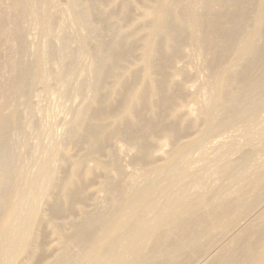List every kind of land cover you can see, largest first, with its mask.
I'll list each match as a JSON object with an SVG mask.
<instances>
[{"label": "bare ground", "instance_id": "bare-ground-1", "mask_svg": "<svg viewBox=\"0 0 264 264\" xmlns=\"http://www.w3.org/2000/svg\"><path fill=\"white\" fill-rule=\"evenodd\" d=\"M251 1L253 7L246 0H0V224L27 215L25 264H192L217 246L204 216L189 212L158 231L142 261L122 239L133 230L136 239L152 237L146 222L131 216L133 190L145 170L173 155L178 138L261 114L264 0ZM227 150L237 166L242 156L235 146ZM198 160L180 170L191 181H216L218 169L200 175ZM263 173L253 160L231 173L220 188L219 215L245 187L238 199L244 214L261 210L264 178L255 179ZM185 181L171 188L172 200L186 198ZM255 216L248 224L255 242L239 245L237 261L216 253L205 263L264 264V209ZM129 220L132 231L122 232ZM42 236L53 242L49 253ZM100 251L107 255L94 260Z\"/></svg>", "mask_w": 264, "mask_h": 264}, {"label": "rangeland", "instance_id": "rangeland-1", "mask_svg": "<svg viewBox=\"0 0 264 264\" xmlns=\"http://www.w3.org/2000/svg\"><path fill=\"white\" fill-rule=\"evenodd\" d=\"M247 3H250V6L253 7L254 4H252L254 1L251 0H246ZM264 94V93H263ZM260 96V97H259ZM257 98V103H263L264 101V96L259 95ZM262 104H259V106ZM264 105V104H263ZM260 112L261 114L254 112V115L252 114L249 117H246V119H244V117H236L234 120V122L232 120H230L232 122V124H230L231 122H227L222 126V129L220 127H212L210 128L207 132L200 133L199 131L197 132V130L192 131V133H187V136L182 138H178L176 140V147L173 148L171 151L173 152L170 153L168 157H165L161 160H159V162H157L151 167L150 170H145V172L142 173L140 179L142 180H138L136 185H135V189L133 190V194L134 197L133 200L131 201V216L134 218V220L136 221H144L146 222V229L147 232H150V234L152 235V237H145L142 236L140 238L136 239V236L134 235L135 230H131L130 228L133 229L132 225L133 222H131L130 220L127 221L125 224H122L121 226V231H132L131 233L125 235L122 239V243L125 247L129 248L130 250L132 249V251H136L139 253L137 260L138 261H142L146 258V256H148V253H150L153 241H154V237L158 234V231H166L169 228V224L171 222V220H173V218H176V216H178L180 213L182 212H189L192 213L196 216L198 215H202L205 218V226L207 225V228H209L208 230L205 228L206 231L212 232L214 235L218 234L217 236L219 237V243H221L220 245H222V247L220 245L217 244L216 247L212 248V251H210L208 254H206L204 257H201V259L197 260L198 262H194L196 264H206L209 260L208 259H212L216 253L219 254V256L224 259V258H231L234 260H238L239 256L241 255V244L245 243V241L247 243H254V234L255 231H253L252 229L250 230V228L248 227V224H250L251 219H254L257 215L258 212H260L261 210L264 209V202L260 205V207H258V209L260 208L261 210H254L253 212L249 213L247 216L244 214V207L242 205H239V198L241 197L242 194H244L243 192H246L247 187L243 188L242 190H240L239 192H237L232 200L230 201V204L228 205L227 208L229 209H225V211L221 212L223 213V215L220 213L219 215V210L221 207V194L220 192H222L225 189V180L226 178H228V176L233 175L234 173L236 174L237 172H239L240 169L245 168V164L249 161V160H253L254 163H256L258 166H263L264 165V111L262 108L264 107H260ZM71 108H68V111L70 112ZM263 112H262V111ZM259 112V111H258ZM259 115V117L257 115ZM255 117V118H254ZM261 117V118H260ZM250 118V119H248ZM244 119L242 121V124H240V120ZM249 121H248V120ZM259 119V120H258ZM239 120V122L237 121ZM252 122V124H251ZM256 122V123H255ZM235 123V124H234ZM238 123V125H236ZM245 123V124H244ZM247 123V124H246ZM254 123V124H253ZM240 124V125H239ZM263 124V125H261ZM232 125V126H230ZM243 125V126H242ZM248 125V126H247ZM261 125V127H260ZM252 126V127H251ZM233 127V128H231ZM61 127H59L58 129L60 130ZM220 128V129H219ZM226 128V130L224 129ZM235 128H240L241 130L237 133L241 134V135H229V134H233L235 132ZM251 128V129H250ZM216 129V131L214 130ZM234 129V130H233ZM218 130V131H217ZM233 132H232V131ZM254 130V131H253ZM213 131V132H211ZM224 132L223 136L224 138L222 140V144L221 145H217L214 146L212 149L213 151L215 150V152L211 151L209 152L208 150V146H209V142L219 134V132L221 133ZM229 132L228 134H226V132ZM231 131V132H230ZM258 131V132H257ZM195 132V134H194ZM216 132V133H215ZM19 133V131H18ZM209 133H211L209 135ZM189 134V135H188ZM203 134V135H201ZM214 134V135H213ZM186 135V134H185ZM196 135V136H195ZM227 135V136H226ZM245 135V137H244ZM205 136H209V137H205ZM226 136V138H225ZM240 136V138H238ZM262 136V137H261ZM258 137V138H257ZM199 138V140H198ZM210 138V139H207ZM238 138V139H237ZM181 139V140H180ZM188 139V140H187ZM197 139V140H196ZM186 140V141H185ZM194 140V142L192 141ZM202 141V142H201ZM186 142V143H185ZM189 142V143H188ZM227 142V143H226ZM245 142V143H244ZM254 142H258L260 145L257 148H253L254 146ZM184 143V144H183ZM196 145H195V144ZM244 143V144H243ZM263 143V144H261ZM178 145V146H177ZM194 145V147H193ZM198 145V147H197ZM207 145V146H206ZM248 145V146H247ZM262 145V146H261ZM235 146V148L237 149V152L242 156L241 160L238 162V165L236 166L235 163L230 164L232 166L229 165L228 163V156L230 155L227 151L228 148ZM180 147V148H179ZM250 149H249V148ZM225 148V149H224ZM252 148L254 150H252ZM224 149V150H223ZM257 149V150H255ZM182 150V152H181ZM187 150V151H186ZM220 150H222L220 152ZM247 150V151H246ZM249 150V151H248ZM261 150V151H260ZM197 151V153H196ZM206 151V152H205ZM258 151V152H255ZM74 153L76 152V148L73 151ZM208 152V153H207ZM244 152H248L247 154ZM260 152V153H259ZM187 153V155H186ZM195 153V155H194ZM210 153V154H209ZM244 153V154H243ZM250 153V154H249ZM259 153V154H258ZM202 154V155H201ZM243 154V155H242ZM253 154V155H251ZM254 154H256L254 156ZM168 155V154H167ZM195 157H194V156ZM251 155V156H250ZM262 155V156H261ZM185 156V157H184ZM202 156V157H201ZM214 158H213V157ZM178 157V158H177ZM188 157V158H187ZM220 157V158H219ZM244 157V158H243ZM251 159H250V158ZM253 157V159H252ZM257 157V158H256ZM127 158H131V157H126ZM167 158V159H166ZM181 158V159H179ZM185 158V159H184ZM194 158L196 160L199 161L201 169H200V175H204V173L210 168V169H218L217 172V179L216 181H213L209 184L207 183H203L201 182L200 177H197L195 179H193L191 181V179L189 180L187 176V174H185L184 170L187 169V167L189 166V161ZM226 161H225V159ZM259 158V159H258ZM132 159V158H131ZM131 159H127L125 161H123L124 163H129ZM169 159V160H168ZM189 159V161H188ZM219 161H218V160ZM244 159H246L244 162ZM263 159V160H262ZM179 160V161H178ZM187 160V161H185ZM205 160V161H204ZM210 161V162H209ZM177 162L176 165H174ZM203 162L205 163L203 164ZM218 162V163H217ZM214 163V164H213ZM217 163V164H216ZM240 163V165H239ZM244 163V164H243ZM228 164V166H227ZM262 164V165H261ZM174 165V167H173ZM226 166V167H225ZM68 166H65V171L67 169ZM162 167V168H161ZM165 167V168H164ZM186 167V168H184ZM225 167V168H224ZM153 168V169H152ZM158 170H157V169ZM176 168V169H175ZM227 168V169H226ZM231 168V169H230ZM156 169V170H154ZM182 169V171L180 170ZM203 169V170H202ZM223 170H226L223 172ZM181 171V172H180ZM203 171V172H202ZM226 172V173H225ZM233 173V174H231ZM151 174V175H150ZM165 174V175H164ZM219 174V175H218ZM226 174V175H225ZM228 174V175H227ZM164 175V177H163ZM221 175V176H220ZM184 176V177H183ZM225 176V177H224ZM144 177V178H143ZM157 177V178H156ZM166 177V178H165ZM170 177L172 179H170ZM175 177V178H174ZM225 179H224V178ZM264 178V173L258 176V179L256 178V181H259L261 179ZM147 178V179H146ZM150 178V179H149ZM144 179V180H143ZM181 179V180H180ZM183 179V180H182ZM218 179H222L221 181H218ZM150 180V181H149ZM168 180V181H167ZM187 180V182L185 181ZM254 180V183H255ZM143 181L145 183H143ZM155 181V183H154ZM167 183H166V182ZM183 182L185 181V183H187V185L184 183H182V189H183V194L184 196L186 195V198H183L182 200H172V195H173V191L171 188H173V186H175L177 184V182ZM169 182V183H168ZM142 183V184H141ZM152 185H151V184ZM157 183V184H156ZM164 183V184H163ZM216 183V184H214ZM220 183H222L220 185ZM252 183V182H251ZM162 184V185H161ZM201 184V185H200ZM224 184V185H223ZM141 186V188H140ZM147 186V187H146ZM162 186V187H161ZM169 186V187H167ZM187 186V187H186ZM144 188V189H143ZM162 188V189H161ZM185 188V189H184ZM223 189V190H220ZM249 188V186H248ZM161 189V190H160ZM171 189V191H170ZM188 192H185L187 191ZM194 189V190H193ZM198 189V190H197ZM209 189V191H207ZM138 190V191H137ZM152 190V191H151ZM160 190V191H159ZM151 191V192H150ZM154 191V193H153ZM204 191V192H203ZM163 195H162V193ZM194 192V193H193ZM200 192V193H199ZM213 192L215 194H213ZM195 194L193 196V194ZM198 193V194H197ZM207 193V194H206ZM213 198L211 197V194ZM140 197H139V195ZM155 196H153V195ZM192 194V195H191ZM206 194V195H205ZM159 195V196H158ZM165 195V196H164ZM200 195V196H199ZM218 195V196H217ZM220 195V197H219ZM138 196V198H137ZM164 196V197H163ZM167 196V197H166ZM210 196V197H209ZM136 197V198H135ZM161 197V199H160ZM188 197V198H187ZM195 197V198H194ZM218 197V198H217ZM238 197V198H237ZM131 198V199H132ZM167 198V199H166ZM169 198V199H168ZM182 198V197H181ZM192 198V199H191ZM208 198V199H207ZM235 198V199H234ZM151 199V200H150ZM153 201L155 202H148V201ZM163 199H166L163 201ZM185 199V200H184ZM195 199V200H194ZM211 199V200H210ZM237 199V200H236ZM141 200V201H140ZM169 200L171 201L170 203ZM189 200H192L191 202ZM147 201V202H146ZM174 201V202H173ZM182 201V202H181ZM232 201H235L232 202ZM138 202V203H137ZM158 202V204H157ZM197 202V203H196ZM136 203V204H135ZM147 203H150L149 206H151L150 208L148 207V205L146 206ZM183 203V204H182ZM157 204V205H156ZM162 204V205H161ZM167 204V205H166ZM182 204V206H180ZM193 204V207H191V205ZM220 204V205H219ZM161 208H158L160 207ZM186 205V206H185ZM208 205V206H207ZM231 205V206H230ZM156 206L158 209H156ZM163 206V207H162ZM175 206V207H174ZM230 206V207H229ZM141 207V208H140ZM148 207V208H147ZM168 207V208H167ZM180 207V208H179ZM191 207V208H190ZM206 207V208H205ZM210 207V208H209ZM263 207V208H262ZM154 208V209H153ZM177 209V210H176ZM179 209V210H178ZM193 209V210H192ZM194 209L196 211H194ZM208 209V210H207ZM210 209V210H209ZM215 209V210H214ZM219 209V210H218ZM234 209V210H231ZM134 210V211H133ZM136 210V211H135ZM151 210V211H150ZM161 212H160V211ZM176 210V211H174ZM213 210V211H212ZM229 210V211H228ZM138 211V212H137ZM157 211V212H156ZM159 211V212H158ZM163 211V212H162ZM199 211V212H198ZM202 211V212H201ZM216 211V212H215ZM228 211V212H227ZM154 212V213H153ZM212 212V213H209ZM234 212V213H233ZM158 213V214H157ZM175 213V214H174ZM177 213V214H176ZM207 213V214H206ZM215 213V215H214ZM216 213L218 215H216ZM226 213V214H225ZM136 214V215H135ZM160 214V215H159ZM213 214V216H211ZM22 215V216H19ZM141 215V216H140ZM163 215V216H162ZM207 215V216H206ZM147 216V217H146ZM152 216V217H151ZM214 216H216V218H214ZM224 216V217H223ZM21 217V218H20ZM140 217H142L140 219ZM151 217L152 219H149ZM162 217V218H161ZM213 217V219H212ZM220 217V218H219ZM239 217V218H238ZM145 220H144V219ZM148 218V219H147ZM161 218V219H160ZM221 218H223V221ZM242 218V219H241ZM245 218V220H244ZM18 219V220H17ZM21 219V220H20ZM147 219V220H146ZM155 219V220H154ZM163 219H165L163 221ZM212 219V220H211ZM16 220V221H15ZM168 220V221H167ZM216 220H219L216 221ZM235 220V221H234ZM249 220V221H248ZM15 221V222H14ZM23 221V222H22ZM215 221V222H214ZM230 221V222H229ZM236 221H238L236 223ZM240 221V222H239ZM26 222H27V215L26 214H17L13 217V222L11 224V226H2L0 224V264H25L26 259L28 258V251L26 249V247H24L23 241L25 240L26 236H27V230H26ZM161 224H159V223ZM252 222V221H251ZM232 223V225H231ZM235 227L233 224H235ZM20 224L22 225L19 226ZM132 224V225H131ZM159 224V225H158ZM150 225V226H149ZM161 225V226H160ZM129 226V227H128ZM155 226V227H154ZM168 226V228H167ZM22 227V228H21ZM128 227V228H127ZM159 227V228H158ZM162 227V228H161ZM222 227V229H221ZM230 227V228H229ZM232 227V228H231ZM246 227L249 228L247 230H244ZM5 228V229H4ZM10 228V229H9ZM157 228V229H156ZM22 229V230H21ZM152 230V231H151ZM155 230V231H154ZM222 230V231H220ZM225 230V231H224ZM227 230V232H226ZM230 230V231H229ZM11 231V232H10ZM25 231V232H24ZM220 231V233H219ZM19 232V233H17ZM251 232V233H249ZM21 233V234H20ZM26 233V235H25ZM224 233V234H222ZM245 233V234H244ZM228 234V236H226ZM238 234V235H237ZM3 235V236H2ZM7 237H6V236ZM224 235V236H222ZM237 235V236H236ZM243 235V236H241ZM246 235V236H244ZM11 236V237H10ZM22 236V237H21ZM24 236V237H23ZM132 236H134L132 238ZM235 236V237H234ZM253 236V238H252ZM224 237V238H222ZM247 237L250 239H247ZM42 242L44 243V248H45V252L49 253L52 250L53 247V242L52 240L49 238L48 240L46 239V237L42 236ZM39 238V239H41ZM45 238V239H44ZM128 239V240H127ZM153 239V240H152ZM3 241V243H2ZM141 241V242H140ZM151 241V242H150ZM227 241V242H226ZM7 242V243H6ZM17 245H16V243ZM47 242V243H46ZM50 242V243H49ZM139 242V243H138ZM237 242V243H236ZM49 243V244H48ZM150 243V244H149ZM225 243V247L224 246ZM3 244V245H2ZM7 244V245H6ZM20 244V245H19ZM52 244V245H51ZM231 244V245H230ZM233 245V246H232ZM131 246V247H130ZM228 246V248L226 247ZM19 247V248H18ZM24 247V248H23ZM221 247V248H220ZM16 248V250H15ZM220 248V249H219ZM224 248V249H223ZM235 248V249H234ZM8 249V250H7ZM22 251H21V250ZM162 250L165 249V246H162L161 248ZM214 249V250H213ZM231 249V250H230ZM4 250V251H3ZM20 250V251H19ZM238 250V251H237ZM240 250V251H239ZM13 251L14 253V257L13 256ZM6 252V253H5ZM10 252V253H9ZM24 252V253H23ZM146 255H145V253ZM221 252V253H220ZM223 252H225L224 254H222ZM240 252V253H239ZM23 253V254H22ZM27 253V254H26ZM115 253V252H114ZM234 253V255H233ZM26 254V255H25ZM215 254V255H214ZM227 254V255H226ZM9 255V256H8ZM12 255V256H11ZM102 255V256H101ZM107 253L104 251H100L97 252V254L95 253L94 255V260L96 261H100L103 260L104 256H106ZM144 255V256H143ZM209 255V256H208ZM230 255V256H229ZM234 256L233 258L231 257ZM238 255V257H237ZM39 254H34L32 257V261L34 263H36V261H39ZM228 256V257H227ZM168 255H165V259H167ZM101 258V259H100ZM142 258V259H141ZM12 259V260H11ZM206 262V263H205ZM79 263V261H77V264ZM192 263V264H194Z\"/></svg>", "mask_w": 264, "mask_h": 264}]
</instances>
